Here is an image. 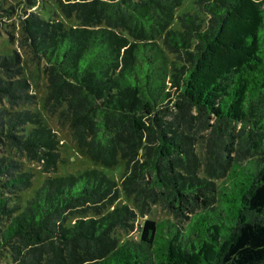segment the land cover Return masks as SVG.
<instances>
[{"label":"trees","instance_id":"16d2710c","mask_svg":"<svg viewBox=\"0 0 264 264\" xmlns=\"http://www.w3.org/2000/svg\"><path fill=\"white\" fill-rule=\"evenodd\" d=\"M55 1L75 25L34 11L20 24L47 64L46 111L94 163L123 160L121 189L142 212L191 218L146 219L120 241L136 212L113 206L116 180L46 175L22 199L33 174L2 156L0 264H264V0H195L180 29L182 0ZM21 69L17 52L0 55V142L47 171L58 140L38 112L15 110L35 102Z\"/></svg>","mask_w":264,"mask_h":264},{"label":"rangeland","instance_id":"374dc122","mask_svg":"<svg viewBox=\"0 0 264 264\" xmlns=\"http://www.w3.org/2000/svg\"><path fill=\"white\" fill-rule=\"evenodd\" d=\"M196 10L195 0H182L180 5L174 10V19L170 24L172 29H180L177 17L182 13H192ZM34 11L39 13L44 18L61 20L67 25H75L76 22L73 17L68 18L61 14L58 4L55 0H38L37 6L29 7L27 0H0V55L10 54L15 51L18 54L19 63L21 65L20 77H26L31 86L30 93L34 94V103L30 105H23L15 107V110L29 109L39 113L42 122L52 128L56 133L58 140L57 152L58 159L55 164H51L47 171H44V160H30L27 158L25 152H19L13 148L3 145L0 142V157H10L21 162L23 169L30 171L33 174L32 185L22 193L29 196V193L35 189L46 175L63 176L68 173H77L86 169L95 168L118 183V198L114 201L115 205H128L134 209L136 216L131 222L133 225L127 227V230H116V236L120 241L125 239H139L144 221L146 219L154 221L169 220L176 223L179 227H185L191 218V214L183 217L180 220L175 219L170 212L163 210L159 204L146 203L144 211L142 212L134 203L131 197H127L119 183L122 171L123 160L119 159L118 163L113 166H104L102 164L94 163L83 151H81L75 144L71 130L68 123L60 124L57 115H51L43 106V101L47 93V64L43 59L34 56L30 49L21 44V18L24 17L25 12ZM172 57V56H171ZM0 76L5 78L0 72ZM18 78V77H17ZM195 153L197 159L203 163L205 159L204 142L203 139H198L195 145ZM200 176L213 181L217 185L221 180L210 178L203 173V169L199 172ZM70 220H73L71 218Z\"/></svg>","mask_w":264,"mask_h":264}]
</instances>
